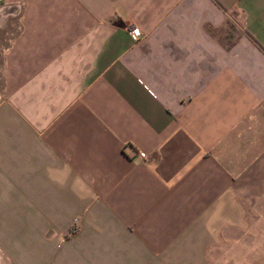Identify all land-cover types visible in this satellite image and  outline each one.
Listing matches in <instances>:
<instances>
[{"label": "crops", "instance_id": "0c3cea01", "mask_svg": "<svg viewBox=\"0 0 264 264\" xmlns=\"http://www.w3.org/2000/svg\"><path fill=\"white\" fill-rule=\"evenodd\" d=\"M23 3L0 101V206L20 208L0 216L4 264H212L221 239L263 262L264 0Z\"/></svg>", "mask_w": 264, "mask_h": 264}, {"label": "rangeland", "instance_id": "374dc122", "mask_svg": "<svg viewBox=\"0 0 264 264\" xmlns=\"http://www.w3.org/2000/svg\"><path fill=\"white\" fill-rule=\"evenodd\" d=\"M24 3L23 0H0V101L3 97V63H4V57L7 53V50L9 48V44L11 42V39L15 35L16 32L20 29V12L21 8L23 7ZM5 194V192H2ZM4 197V195H2ZM20 191L16 192L15 199H19ZM258 208L261 210H264V198H262L261 202L258 204ZM20 208L19 207H8V206H0V216L3 215H14L19 213ZM14 222L11 224V230H20L21 226H33L36 228V223H27L22 224L20 223V217L19 219H13ZM16 221V222H15ZM76 225V224H75ZM1 227V223H0ZM259 232L260 234L263 232L264 235V221L260 222H254L253 225H251L248 229L249 234L253 237V243L256 242H263L261 238H258L256 240V232ZM226 243L228 246L227 249L224 251H230L228 253H225L223 251V248L220 250H216V254H212L211 251L208 255V258L210 260V263L212 264H264L263 262H260L258 260V256H256L254 253L252 256L250 255H244L243 253H239V250L234 249L231 245L233 242L230 243V239H221L220 243ZM219 243V244H220ZM222 243L223 245H225ZM264 246V245H263ZM6 255V256H5ZM214 256V257H213ZM5 261H8V256L0 249V264H4ZM252 261V262H251ZM8 264V263H7Z\"/></svg>", "mask_w": 264, "mask_h": 264}, {"label": "built area", "instance_id": "2783aa9c", "mask_svg": "<svg viewBox=\"0 0 264 264\" xmlns=\"http://www.w3.org/2000/svg\"><path fill=\"white\" fill-rule=\"evenodd\" d=\"M132 32H133L135 35H139V34H140V30H138L137 27H133V28H132Z\"/></svg>", "mask_w": 264, "mask_h": 264}]
</instances>
